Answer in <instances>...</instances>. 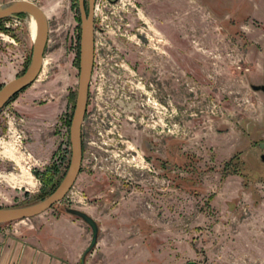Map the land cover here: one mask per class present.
<instances>
[{
    "label": "rangeland",
    "instance_id": "1",
    "mask_svg": "<svg viewBox=\"0 0 264 264\" xmlns=\"http://www.w3.org/2000/svg\"><path fill=\"white\" fill-rule=\"evenodd\" d=\"M27 1L44 64L0 109V207L45 197L70 155L76 0ZM28 16L0 19V86L29 62ZM93 28L77 178L0 224V250L78 264L91 233L70 207L98 226L84 264H264V0H95Z\"/></svg>",
    "mask_w": 264,
    "mask_h": 264
},
{
    "label": "water",
    "instance_id": "2",
    "mask_svg": "<svg viewBox=\"0 0 264 264\" xmlns=\"http://www.w3.org/2000/svg\"><path fill=\"white\" fill-rule=\"evenodd\" d=\"M79 10V49L78 75L73 107L68 126L70 155L66 170L55 188L42 199L21 206L0 207V224L36 216L63 199L72 187L81 164V125L83 121L87 89L91 76L94 52V0H87V10L83 0H78ZM18 14H28L35 23V34L31 40V54L28 64L21 74L0 86V109L13 95L32 83L39 73L42 55L47 39V20L44 11L35 3L27 0H11L0 4V19ZM65 213L72 215L90 228V240L81 252L78 264H84L85 256L96 244L98 226L91 216L78 209L66 207Z\"/></svg>",
    "mask_w": 264,
    "mask_h": 264
},
{
    "label": "crops",
    "instance_id": "3",
    "mask_svg": "<svg viewBox=\"0 0 264 264\" xmlns=\"http://www.w3.org/2000/svg\"><path fill=\"white\" fill-rule=\"evenodd\" d=\"M27 250H30V255H35L32 248L27 249L22 243L8 240L0 250V264H57L47 257L27 256Z\"/></svg>",
    "mask_w": 264,
    "mask_h": 264
},
{
    "label": "flooded vegetation",
    "instance_id": "4",
    "mask_svg": "<svg viewBox=\"0 0 264 264\" xmlns=\"http://www.w3.org/2000/svg\"><path fill=\"white\" fill-rule=\"evenodd\" d=\"M95 1V0H94ZM76 8H77V12H78V21H79V10H78V0H76ZM83 8L86 11L87 10V0H83ZM24 14H19L18 17L21 18ZM46 44V43H45ZM78 49H79V34H78V44H77V75H78ZM44 51V50H43ZM30 54H31V47H30V53H29V59H30ZM43 56V55H42ZM93 59H94V52H93ZM44 62V59H43ZM43 66V63H42ZM92 67H93V63H92ZM42 67H40L41 69ZM40 71V70H39ZM92 72V70H91ZM38 75V74H37ZM37 77V76H36ZM91 78V76H90ZM89 84H90V80H89ZM89 84H88V89H87V97H86V105H85V111H84V116H83V121L85 119V116L87 114V99H88V91H89ZM83 121H82V125H83ZM82 125H81V152L83 153V141H82ZM81 160H82V156H81Z\"/></svg>",
    "mask_w": 264,
    "mask_h": 264
},
{
    "label": "bare ground",
    "instance_id": "5",
    "mask_svg": "<svg viewBox=\"0 0 264 264\" xmlns=\"http://www.w3.org/2000/svg\"><path fill=\"white\" fill-rule=\"evenodd\" d=\"M25 15H28V14H25ZM24 15V16H25ZM16 18H19L18 16L16 17ZM25 23V22H24ZM26 26H27V29H28V31H29V33H30V35H31V40L33 39V37H34V34H35V23H34V21L31 19V17L30 16H28L27 17V22H26ZM42 63H43V59H42ZM42 63H41V67H42ZM44 64V63H43ZM9 150V149H8ZM6 151L4 150V153H5ZM11 154H12V151H10L9 150V152H7V157L8 158H11ZM5 155V154H4ZM23 182L24 183H26V185H31V181L29 180V177H28V175H27V173H24L23 174Z\"/></svg>",
    "mask_w": 264,
    "mask_h": 264
},
{
    "label": "built area",
    "instance_id": "6",
    "mask_svg": "<svg viewBox=\"0 0 264 264\" xmlns=\"http://www.w3.org/2000/svg\"><path fill=\"white\" fill-rule=\"evenodd\" d=\"M68 191H69V190H68ZM66 194H67V193H66ZM66 194H65V195H66ZM63 198H64V197H63Z\"/></svg>",
    "mask_w": 264,
    "mask_h": 264
},
{
    "label": "trees",
    "instance_id": "7",
    "mask_svg": "<svg viewBox=\"0 0 264 264\" xmlns=\"http://www.w3.org/2000/svg\"><path fill=\"white\" fill-rule=\"evenodd\" d=\"M18 15H19V14H18ZM24 15H25V14H24ZM24 15H23V16H24Z\"/></svg>",
    "mask_w": 264,
    "mask_h": 264
}]
</instances>
